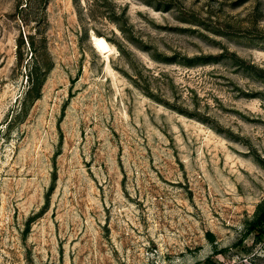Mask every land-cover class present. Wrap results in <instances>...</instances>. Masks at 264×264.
<instances>
[{
	"label": "rangeland",
	"instance_id": "1",
	"mask_svg": "<svg viewBox=\"0 0 264 264\" xmlns=\"http://www.w3.org/2000/svg\"><path fill=\"white\" fill-rule=\"evenodd\" d=\"M113 1L132 34L50 0L54 68L25 112L16 0H0V264H264L245 236L264 201L248 66L264 68V0Z\"/></svg>",
	"mask_w": 264,
	"mask_h": 264
},
{
	"label": "trees",
	"instance_id": "2",
	"mask_svg": "<svg viewBox=\"0 0 264 264\" xmlns=\"http://www.w3.org/2000/svg\"><path fill=\"white\" fill-rule=\"evenodd\" d=\"M91 1V2H90ZM50 0H16L15 10L10 16L16 21L19 26V34L16 38V55L18 65L25 67L28 87L25 92V97L23 98V109L25 112L27 109L42 96L43 86L47 80L49 73L54 68V60L49 49V41L47 35V29L49 26V14H48V3ZM75 7L79 19L83 20V7L80 4V0H74ZM89 10L92 14L94 11H98L102 16L109 20H114L120 31L126 35L128 32L132 34L129 26L127 25V20L123 17L118 16L116 12L117 4L113 0H88ZM86 34L89 33L88 28L84 25ZM96 31V30H95ZM100 36L103 33L97 32ZM132 36V35H131ZM130 40H135L133 37L129 36ZM115 42L120 49V51L128 56L127 49L121 41H114L115 39L110 38ZM206 55H204L205 57ZM212 56V55H209ZM233 57L237 59L238 62L246 65V61L235 54ZM201 58V57H198ZM191 59V58H189ZM249 68L257 76L264 78V68L248 65ZM81 69L78 72L80 74ZM78 78V76H77ZM152 96V92H150ZM173 108L180 112H184L183 107L172 105ZM175 106V107H174ZM56 160H54V170L52 173V182L47 191V203L50 200V196L55 189L57 181V166ZM29 229V223L27 225L26 231ZM254 233L257 242L264 240V201L258 205L255 217L248 221L247 232L245 236ZM207 236L211 241H214V234L212 232H207ZM245 237L239 241L242 244ZM221 249H217L215 246V254L220 253Z\"/></svg>",
	"mask_w": 264,
	"mask_h": 264
},
{
	"label": "bare ground",
	"instance_id": "3",
	"mask_svg": "<svg viewBox=\"0 0 264 264\" xmlns=\"http://www.w3.org/2000/svg\"><path fill=\"white\" fill-rule=\"evenodd\" d=\"M97 39V38H96Z\"/></svg>",
	"mask_w": 264,
	"mask_h": 264
}]
</instances>
